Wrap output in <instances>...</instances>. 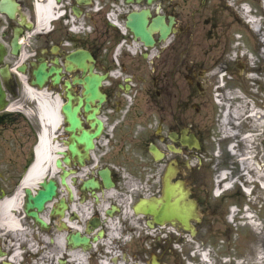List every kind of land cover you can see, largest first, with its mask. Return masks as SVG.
I'll list each match as a JSON object with an SVG mask.
<instances>
[{"label": "flooded vegetation", "instance_id": "1", "mask_svg": "<svg viewBox=\"0 0 264 264\" xmlns=\"http://www.w3.org/2000/svg\"><path fill=\"white\" fill-rule=\"evenodd\" d=\"M144 9L151 42L128 27L121 31L107 17L111 12L126 25L131 13ZM230 11L222 0H154L137 6L122 0H0V264L191 262L192 229L134 211L140 191L161 193L163 183L133 186L123 171L129 161L150 177L175 163L176 177L185 179L199 207L195 236L217 235V223L234 217L233 203L242 199L245 204V193L237 182L217 180L222 164L216 154L222 161L234 153L252 155L264 172V54L241 51ZM42 63L47 88L62 102L68 99L67 81L74 104L78 98L85 104L86 86L78 79L104 76L105 98L100 104L99 98L91 100L89 111L82 105L80 112L84 126L95 130L88 114L98 107L103 129L85 170L63 159L67 169H76L66 178L74 199L60 169L62 211L47 210L44 228L12 206L17 228L8 223L4 204L30 161L39 129L27 114L34 106L17 71L23 68L30 81ZM56 73L60 80L54 84ZM183 131L186 137L195 133L200 146L182 143ZM107 170L116 191L105 184ZM87 179L99 185L81 189ZM250 184L254 196L263 198L264 186ZM129 203L130 211L120 206ZM223 256H214L213 264H235Z\"/></svg>", "mask_w": 264, "mask_h": 264}, {"label": "rangeland", "instance_id": "2", "mask_svg": "<svg viewBox=\"0 0 264 264\" xmlns=\"http://www.w3.org/2000/svg\"><path fill=\"white\" fill-rule=\"evenodd\" d=\"M243 1L245 0H222V3L225 5L230 4V7L232 8L230 11V15L232 16L231 20L236 21L233 26L234 30H239L241 34L239 45H244L249 52L262 53L264 52L262 49L264 47V28L261 27L260 30H255L251 25L247 24L244 19V10L241 7V2ZM246 1L253 8L254 13L262 15L261 23L264 24V0ZM51 96L52 98L55 97V95ZM62 129L63 126L58 129V133L61 132ZM61 134L65 135V133ZM124 167L126 168L125 171L127 177H131L138 184L145 186L149 181V176L143 171V168L139 163L129 161L125 163ZM159 179L160 177L158 175L150 180L158 182ZM249 205L250 210L255 209L259 213V218L262 221L257 228L249 225L246 221H238L237 218L235 222H232L231 224L224 219L217 223L220 231L217 235L202 236L197 238V241L201 243V238L208 239L211 245L213 242H218L221 249L220 252L228 253L231 251L235 256L243 259L242 264H264V199L263 201L256 202V204L250 202ZM256 217H258V215H256ZM250 243H252L253 249L250 247ZM205 245L207 244L205 243ZM217 246L215 250H217ZM197 263L198 262L195 264Z\"/></svg>", "mask_w": 264, "mask_h": 264}, {"label": "water", "instance_id": "3", "mask_svg": "<svg viewBox=\"0 0 264 264\" xmlns=\"http://www.w3.org/2000/svg\"><path fill=\"white\" fill-rule=\"evenodd\" d=\"M152 1V0H148ZM145 17L141 14L140 22L130 21V25L136 30L138 34H142L146 36V32L144 30ZM35 79L32 81L33 83H38L40 86L44 84L45 75L41 69L34 70ZM58 80V76L55 77V81ZM99 79L96 82L92 83V87H88L87 91L91 93L92 96L98 95V83ZM69 101L63 105L62 109L66 115V120L69 124L66 126V129L71 131V141L69 142V146L72 154L78 152L77 143L83 142L85 143L86 149L94 145L93 139L94 137L100 133V127L95 132H89L84 129L80 134H76L77 128H82L81 119L78 115V110L80 108L79 105L74 106L72 103V95L69 93ZM90 106L86 104V109ZM101 125V122H100ZM68 160V156H66ZM81 160L82 158L79 157ZM60 158L56 159V164L58 166L61 165ZM172 179L171 168L169 167L164 174V194L161 197L155 199V201L149 203V205L145 208H142L146 212H150L155 216V219L158 221H163L165 218L170 220H179L183 224L188 223V218L191 216L192 212H194V204L191 201L186 199V194L176 192L177 189L174 185L169 182ZM108 180V178H107ZM91 183V181L86 182ZM111 182L109 181L108 184ZM41 188L38 189L37 193L34 194L30 187L26 188L27 192V201H26V210L29 214H33L38 217V211L33 209L38 207L42 209L47 200L51 199L53 195L56 193L57 184L54 179H44L40 182ZM182 202V204H181ZM161 204V205H160ZM160 205V207H159ZM138 209V207H137Z\"/></svg>", "mask_w": 264, "mask_h": 264}, {"label": "bare ground", "instance_id": "4", "mask_svg": "<svg viewBox=\"0 0 264 264\" xmlns=\"http://www.w3.org/2000/svg\"><path fill=\"white\" fill-rule=\"evenodd\" d=\"M50 13V10H48ZM40 14H43V9H40ZM254 28L258 29L259 23L255 22L254 19ZM32 97L37 100L38 107H39V116L43 125V130L39 138V142L36 145V161L30 168L28 174L22 181V188L24 186H36L38 181L43 177L45 172L51 168L53 158L55 154H49V163L46 165L45 163L48 162V159H45L47 155V151H56L62 152L64 147L56 140V132L63 123V116L60 112V103L57 97H53L50 95V92H47L46 89H37V88H29ZM251 155H246L243 157V162L247 167L252 166L251 162ZM253 167V166H252ZM259 173V171H257ZM263 175L264 173H259ZM22 188H20L14 197L11 199L6 200L4 204V213L6 219L9 224L15 225L17 228L19 227V223L17 218L11 215L10 210L11 207L14 206L16 209L22 206L23 202V192ZM254 225L257 227L259 223L255 220H252Z\"/></svg>", "mask_w": 264, "mask_h": 264}]
</instances>
